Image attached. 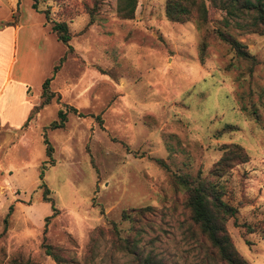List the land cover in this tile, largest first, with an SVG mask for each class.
Returning <instances> with one entry per match:
<instances>
[{"label": "rangeland", "instance_id": "obj_1", "mask_svg": "<svg viewBox=\"0 0 264 264\" xmlns=\"http://www.w3.org/2000/svg\"><path fill=\"white\" fill-rule=\"evenodd\" d=\"M118 2L38 0L50 19L66 22L77 51L60 63L51 87L91 85L76 96L62 93L84 116L68 112L61 129L47 126L56 119L54 101L18 130L11 109L26 100L12 93V105L0 104L9 111V127L0 125V264H56L40 246L42 235L78 264H126L133 255L124 238L164 264H214L191 232L177 176L208 177L226 143L241 145L248 160L217 180L222 199L237 209L225 227L248 264H264V35L222 24L213 7L205 21L179 23L164 16V0H136L131 18L119 15ZM30 4L0 0V82L11 66L10 85L23 77L31 99L65 45ZM14 24V31L3 27ZM217 31L252 58L236 56ZM39 169L56 208L45 226L51 211ZM144 206L153 210L133 220L130 210Z\"/></svg>", "mask_w": 264, "mask_h": 264}, {"label": "trees", "instance_id": "obj_2", "mask_svg": "<svg viewBox=\"0 0 264 264\" xmlns=\"http://www.w3.org/2000/svg\"><path fill=\"white\" fill-rule=\"evenodd\" d=\"M31 8L39 10L43 13L44 20L49 24L50 31L55 38L66 46V52H71L72 47L69 40L72 33L68 30L64 20L50 19L47 9L38 8V0H31ZM136 5V0H119L117 11L123 18H131ZM208 7L219 9L222 12L221 22L228 25L231 21L238 25L239 28L249 32L264 35V0H164L163 13L166 19L172 22H185L188 20L205 21L208 17ZM92 22V17L88 13L86 24ZM218 37L226 42L234 51L236 56L241 58H252L247 52L243 43L236 40L225 31H217ZM204 43L199 45L198 59L202 61ZM65 55H62L53 65L51 75L59 67ZM52 76L46 77L41 83L40 101L33 107L32 112L28 114L26 121L29 120L31 114L36 112L40 107L49 103L51 100L58 102L59 95L51 91L48 87ZM72 112L78 116H84L74 107L62 104L57 112L56 119L49 123L50 128H61L66 121V114ZM98 122L100 119L95 115ZM25 123V122H24ZM42 141L45 145V155L51 160L52 146L49 144L45 133H42ZM248 160V154L244 148L237 143H226L222 145L221 155L212 163L208 171V177L201 178L199 175L196 179H188L177 176L180 186L183 188V207L186 210L187 221L191 226V232L198 236L207 249L208 258L214 264H248L235 249L230 236L226 230L225 222L234 217L237 212L236 207L230 205L222 199L223 192L218 185V179L229 171L235 164L243 163ZM39 180L38 187H42V201L49 203L51 214L43 218V225L47 224L49 217L56 213V208L51 197L46 196L48 189L42 181V170L37 172ZM9 207L6 214H8ZM153 210L151 206L133 208L130 212H134L133 220L137 217L146 216ZM130 213L122 212L123 218H129ZM132 218V217H130ZM5 218L3 221L5 222ZM112 230H115L112 223ZM247 232H252L250 225H244ZM44 234V233H42ZM92 238V237H90ZM123 249L133 255L132 260L126 264H164L160 259H156L151 254L142 255L133 251L134 246L129 240L124 238ZM91 245V240H90ZM248 243V242H247ZM40 246L56 264H78V261L62 255V249L45 241L42 235ZM29 261L16 262V264H28ZM9 264H13L12 262ZM15 264V263H14Z\"/></svg>", "mask_w": 264, "mask_h": 264}, {"label": "crops", "instance_id": "obj_3", "mask_svg": "<svg viewBox=\"0 0 264 264\" xmlns=\"http://www.w3.org/2000/svg\"><path fill=\"white\" fill-rule=\"evenodd\" d=\"M31 1V0H30ZM32 9V8H31ZM32 10H34V9H32ZM34 12H36L35 10H34ZM43 20H44V16H43ZM44 27H46V28H48L49 30H50V28H49V24L47 25V23L45 22V20H44V22H43V24H42ZM6 30L8 29V27H9V29H12L13 31L15 30V24L14 25H6V26H3ZM68 27V26H67ZM0 29H1V27H0ZM72 37V36H71ZM57 40V39H56ZM71 47H72V50H71V52H66V46L64 47V49H63V51H62V53L60 52V54L58 55L59 56V58L62 56V55H65V57H64V59L63 60H68V58H69V56H70V58L71 57H74L73 56V52H77L76 51V49L72 46V45H70ZM67 57V58H66ZM57 57H55L54 59H56ZM58 58V59H59ZM54 61V60H53ZM54 64V63H53ZM53 64H51L50 63V65H49V67H50V69L52 70V67H53ZM61 68L62 67H60V69L58 70V69H56V71L57 72H59L60 70H61ZM54 72L53 73V75H52V77H51V79H50V81H49V84H48V87H49V89L51 90V91H53L54 93H56V94H58L59 95V100H58V102H56L54 99L53 100H51L49 103H51V102H56L57 104H58V108L62 105V104H67V105H70V106H72V107H74L73 106V104L71 103H69V102H67L66 100H65V98H64V96H63V94L62 93H66V95H68L69 97H70V94L72 93V95L75 93V96H76V93H78V94H81L80 92V90H78V89H83V91H82V93H85V92H87V90L90 88V85H91V81L89 80V81H87V82H85V84H83L81 87H79L78 88V85H77V83H75V82H71V83H67V82H65V83H63V82H61V83H59V84H57L56 85V87L55 88H52L51 87V85H52V82H53V80H54V77H55V75L57 74V72ZM10 72V73H9ZM6 77H5V79L2 81V82H0V104L3 102V101H5V100H7V101H5V103L4 104H8V105H12V102L10 101V96H12V93H20V97H22L24 100H26V104H24V103H22V104H20L19 102H15V104H13L14 105V107L12 106V109H11V113H10V115H11V117L13 118V119H16V120H19L20 119V122H19V124H18V126H17V130L19 129V127L20 126H22L23 124H24V122L26 121V118H27V116H28V114H30L31 112H32V109H33V107L34 106H36L38 103H39V101H40V91H41V83H42V81H43V79L44 78H46L47 77V75L48 74H45L44 76H42V77H40V80H38V87L36 88V92L34 93V96L30 99V97H29V95H30V86L28 85V81H26V79H23V77H21L20 79H21V81H20V83H18V85H17V88H15L14 87V85L12 86V85H10V83H11V79H10V74H11V66H10V68H9V70L8 71H6ZM49 73V72H48ZM12 84V83H11ZM9 85V86H8ZM12 86V87H11ZM8 88H10V89H8ZM8 89V90H7ZM7 90V91H6ZM78 90V91H77ZM28 99V100H27ZM73 99V98H72ZM49 103H47V104H49ZM47 104H45V105H47ZM45 105H43V106H45ZM42 106V107H43ZM42 107H40L36 112H33L31 115V117L30 118H34L37 114H38V112L40 111V109L42 108ZM77 111L79 110V109H77L76 107H74ZM58 110V109H57ZM8 110H4L3 109V105L0 107V125H2V126H4V125H8V127H9V116L7 115V112ZM9 112V111H8ZM57 112V111H56ZM80 112V111H79ZM81 117V116H80ZM29 118V119H30ZM8 123V124H7ZM49 125V124H48ZM47 125V126H48ZM46 126V127H47ZM50 128V127H49ZM62 128V127H61ZM61 128H52V129H61ZM35 205V207L34 208H37V210H38V212H39V217L43 214L41 211H40V207L41 206H43V204L41 205V203H38V204H34ZM47 207V206H46ZM45 208V207H44ZM43 208V209H44Z\"/></svg>", "mask_w": 264, "mask_h": 264}]
</instances>
